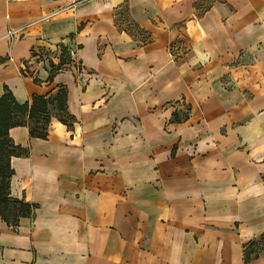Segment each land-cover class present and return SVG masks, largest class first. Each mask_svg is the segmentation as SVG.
<instances>
[{"label":"crops","instance_id":"0c3cea01","mask_svg":"<svg viewBox=\"0 0 264 264\" xmlns=\"http://www.w3.org/2000/svg\"><path fill=\"white\" fill-rule=\"evenodd\" d=\"M196 3L0 0V97L65 86L75 119L10 130L34 209L0 220V264H245L261 239L264 264V0Z\"/></svg>","mask_w":264,"mask_h":264},{"label":"trees","instance_id":"16d2710c","mask_svg":"<svg viewBox=\"0 0 264 264\" xmlns=\"http://www.w3.org/2000/svg\"><path fill=\"white\" fill-rule=\"evenodd\" d=\"M215 1L217 0H197L199 15H203ZM61 47L62 57L69 56L67 48L64 45ZM64 64V59L58 65L52 63L48 80L51 81L54 75L63 69ZM67 100L68 92L65 86H61L51 97L34 95L31 103H18L7 87L0 97V220L13 228L19 225L22 218L32 215L34 206L25 199H16L11 196L10 183L14 175L11 159L14 156L27 155L28 150L14 144L10 137V130L16 127H28L32 138L45 140L48 138L53 118L58 119L69 130L73 129L75 119L69 115ZM175 121H180L179 116H176ZM261 243L262 239L245 246V264L259 257Z\"/></svg>","mask_w":264,"mask_h":264},{"label":"built area","instance_id":"2783aa9c","mask_svg":"<svg viewBox=\"0 0 264 264\" xmlns=\"http://www.w3.org/2000/svg\"><path fill=\"white\" fill-rule=\"evenodd\" d=\"M60 10H57V11H54V12H51V13H48L44 16L41 17V19L39 20V22H42V21H45V20H48L50 18H52L53 16H55V14H57ZM32 27V24L31 23H27V24H21L17 27H14V28H10L7 30V33H6V37L12 41L14 40L15 38H18V37H22L23 35H25L29 29ZM72 53V56H71V59L72 61L74 62L73 58H74V50H70ZM73 68L76 70L77 73L80 74L81 72V69H80V64H75L73 65Z\"/></svg>","mask_w":264,"mask_h":264},{"label":"rangeland","instance_id":"374dc122","mask_svg":"<svg viewBox=\"0 0 264 264\" xmlns=\"http://www.w3.org/2000/svg\"><path fill=\"white\" fill-rule=\"evenodd\" d=\"M63 45H64V44H63ZM65 45H66V44H65ZM60 47H61V46H60ZM60 47L58 48V50L62 52V47H61V48H60ZM76 47H77V46H76ZM67 51H68L67 54L69 55V56H68V60H69V62H70V61H71L72 53H71V51H69V48L67 49ZM78 64H79V63H78ZM72 69H73V67H72ZM80 69H81V72H80V74H81V73L83 72V69H82L81 65H80ZM73 71L75 72L76 76L78 77V76H79V73H77L75 69H73Z\"/></svg>","mask_w":264,"mask_h":264}]
</instances>
